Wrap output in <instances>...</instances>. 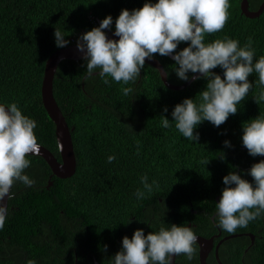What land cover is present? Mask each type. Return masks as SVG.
<instances>
[{
  "label": "trees",
  "instance_id": "1",
  "mask_svg": "<svg viewBox=\"0 0 264 264\" xmlns=\"http://www.w3.org/2000/svg\"><path fill=\"white\" fill-rule=\"evenodd\" d=\"M248 1L251 11H257L264 2ZM241 2L230 0L227 23L219 32L206 34L205 42L229 36L243 46L251 38L254 59H258L264 55V12L258 18H248L240 11ZM144 3L0 0V103L16 101L25 115L36 119L38 144L58 159L56 126L42 99L48 58L72 45L77 35L96 27L108 15L113 17L114 30V20L122 9L139 8ZM55 28L70 41L65 47H57ZM187 43L181 42L176 51ZM154 56L167 70L169 82H187L177 77L175 61L169 56ZM58 68L53 91L73 129L77 171L69 179H51L48 163L40 156H28L32 163L25 172L36 184L13 185L15 196L9 201V217L0 230V264H26L28 259H35L37 264H112L111 257L121 249L125 235L131 238L137 228H143L147 235L172 223L188 224L196 235L205 238L221 233L215 244L226 236L252 233L254 243L246 236L225 241L220 259L223 264H264V215L235 232L222 230L214 221L223 177L236 171L251 181L247 170L264 159L251 156L241 139L243 123L264 114V101L258 104L254 98L264 87L258 83L257 73L250 74L253 88L238 105L237 113L230 114L219 127L207 120L201 122L194 130L200 134L199 141L194 142L183 137L174 122L164 128L161 120L162 115L172 120V109L184 98L198 101L205 79L174 91L147 63L137 80L127 85L111 77L108 84L98 75L88 77L84 59L64 60ZM212 71L222 75L219 67ZM123 87H131L133 92L125 95ZM165 106L167 113L163 111ZM226 139L231 147L225 146ZM109 155L116 157L110 163ZM144 175L149 183L156 181L152 192L143 189ZM49 181L53 182L51 186ZM137 189L145 191L143 199H137ZM194 247L191 260L180 254L176 264H200L199 246L195 243ZM208 264H219L215 251L209 255Z\"/></svg>",
  "mask_w": 264,
  "mask_h": 264
},
{
  "label": "clouds",
  "instance_id": "2",
  "mask_svg": "<svg viewBox=\"0 0 264 264\" xmlns=\"http://www.w3.org/2000/svg\"><path fill=\"white\" fill-rule=\"evenodd\" d=\"M230 7V0H145L142 7L121 10L113 32L118 39L109 38L105 32L113 27V17L108 15L99 26L82 33L76 46L83 53L87 76L98 75L105 84L110 83L108 77L125 85L135 82L146 58L152 60L154 54L171 56L174 71L181 80L205 79L207 83L198 101L184 98L172 109V120L164 115L161 120L162 127L169 128L174 122L183 137L198 142L200 134L194 130L201 122L207 120L219 127L230 114L237 113L238 105L253 88L250 74L257 73L258 83L264 86V55L254 59L251 38L243 46L229 36L205 42L206 34L224 28ZM54 36L57 47L70 43L59 28H55ZM181 42H188L187 46L176 51ZM217 67L222 75L212 71ZM122 91L128 95L133 89L123 87ZM254 98L258 104L264 101V87ZM163 111L167 113L168 107ZM37 126V120L25 115L18 102L0 103V230L9 217L8 201L15 196L13 185L36 184L25 169L32 163L28 156L40 151ZM241 139L251 156H264V114L243 123ZM224 144L232 146L227 139ZM115 158L109 155L108 162ZM247 175L253 179L249 181L236 171L223 177L224 187L214 217L222 230L235 232L264 215V159L253 163ZM141 182L148 192L156 184V181L149 183L147 175L141 177ZM144 190L137 189V199L145 197ZM196 242L197 235L188 224L161 225L158 231L147 235L143 228H137L131 238L127 235L122 238L121 249L111 257L112 264H173V257L180 254L191 260ZM26 264L37 261L28 259Z\"/></svg>",
  "mask_w": 264,
  "mask_h": 264
},
{
  "label": "water",
  "instance_id": "3",
  "mask_svg": "<svg viewBox=\"0 0 264 264\" xmlns=\"http://www.w3.org/2000/svg\"><path fill=\"white\" fill-rule=\"evenodd\" d=\"M241 11L242 14H244L248 18H258L260 17L264 12V2L261 4L259 9L257 11H251L249 6L248 0H242L241 2ZM105 32L109 36V38L118 39V37H114L113 32L114 30L105 29ZM171 59L172 57L169 56ZM64 60H83V53L78 50L76 44L70 45L67 48L60 49L53 53L47 60L44 70V77H43V84H42V99L44 107L51 118V120L54 122L56 126V138L57 143L59 147V152L61 155V158L58 159L52 151H50L47 147L40 145V151L38 154H30L31 156H40L42 157L49 165L52 175L50 178L57 177L60 179H69L73 177L77 171V158L75 154L74 144L72 140V130L67 121L66 117L64 116L63 112L61 111L53 91V84H54V78L55 74L57 72V69L61 62ZM173 60V59H172ZM147 64L153 66L155 69H157L160 73L161 79L166 87H168L171 90L174 91H180L186 89L192 82H194L197 79H189L187 82L176 85L168 80V74L165 73V68L162 65V63L154 58L152 60H149L146 58ZM196 75H199L197 73ZM94 76H96L94 74ZM53 184L52 181H49V185L51 186ZM7 199V198H5ZM9 202V201H8ZM9 205V204H8ZM250 237L252 240V243L255 241V237L251 233L247 234H234L231 236H226L222 238L215 247V241L216 239L221 237V233L217 234L211 238H205L200 235H197V244L199 246V261L200 264H208V258L210 253L215 250L216 258L219 262V264H222L219 258V248L220 246L230 239H234L237 237ZM248 251V250H246ZM177 256L173 257V264H176Z\"/></svg>",
  "mask_w": 264,
  "mask_h": 264
},
{
  "label": "bare ground",
  "instance_id": "4",
  "mask_svg": "<svg viewBox=\"0 0 264 264\" xmlns=\"http://www.w3.org/2000/svg\"><path fill=\"white\" fill-rule=\"evenodd\" d=\"M254 5H255V4H254ZM253 7H254V6H253ZM240 11H241V10H240ZM114 21H115V20H114ZM92 23H93V22H92ZM88 29H89V28H88ZM58 69H59V68H58ZM68 76H69V75H68ZM87 80H88V79H87ZM200 80H201V79H200ZM54 81H55V80H54ZM54 85H55V84H54ZM107 87H108V86H107ZM87 88H88V87H87ZM85 89H86V88H85ZM104 92H105V91H104ZM104 92H103V93H104ZM55 94H56V93H55ZM78 94H79V92H78ZM99 95H100V94H99ZM55 98H56V97H55ZM106 98H107V97H106ZM97 99H98V98H97ZM58 101H59V100H58ZM21 104H22V103H21ZM61 108H62V107H61ZM96 111H97V110H96ZM104 111H105V110H104ZM102 112H103V111H102ZM108 112H109V111H108ZM104 114H105V113H104ZM110 114H111V113H110ZM108 117H109V116H108ZM136 118H137V117H136ZM148 130H149V129H148ZM143 135H144V134H143ZM144 140H145V139H144ZM177 157H178V156H177ZM177 161H178V160H177ZM172 162H173V161H172ZM188 166H189V165H188ZM188 166H187V167H188ZM183 169H184V167H183ZM180 172H181V171H180ZM162 177H163V176H162ZM210 200H211V199H210ZM205 201H206V200H205ZM207 201H208V200H207ZM200 203H201V202H200ZM200 203H199V204H200ZM214 203H215V202H214ZM162 204H163V203H162ZM205 204H206V203H205ZM207 204H208V203H207ZM207 208H208V207H207ZM214 209H215V208H214ZM155 210H156V209H155ZM208 212H209V211H208ZM196 216H197V215H196ZM205 218H206V217H205ZM165 220H166V219H165ZM212 221H213V220H212ZM194 222H195V221H194ZM258 222H259V221H258ZM176 224H177V223H176ZM181 224H182V223H181ZM259 224H260V223H259ZM197 225H198V224H197ZM263 228H264V227H263ZM224 232H225V231H224ZM238 232H239V231H238ZM205 237H206V236H205ZM221 246H222V245H221ZM221 246H220V247H221ZM215 247H216V244H215ZM228 247H229V246H228ZM252 247H253V246H252ZM233 248H234V247H233ZM215 250H216V248L213 249V251H215ZM219 251H220V248H219ZM211 253H212V252H211ZM211 253H210V254H211ZM262 253H263V252H262ZM237 256H238V255H237ZM262 257H264V256L262 255ZM219 258H220V255H219ZM230 259L232 260V258H230ZM234 259H235V257H234ZM260 260H261V259H260ZM263 260H264V259H263ZM263 260H262V261H263ZM217 261H218V260H217ZM220 261H221V259H220ZM233 261H234V260H233ZM240 261H241V260H240ZM256 261H257V260H256ZM251 262H252V261H251ZM253 262H254V261H253ZM253 262H252V263H253ZM221 263H222V261H221ZM239 263H240V262H239ZM222 264H223V263H222ZM232 264H233V263H232Z\"/></svg>",
  "mask_w": 264,
  "mask_h": 264
},
{
  "label": "rangeland",
  "instance_id": "5",
  "mask_svg": "<svg viewBox=\"0 0 264 264\" xmlns=\"http://www.w3.org/2000/svg\"><path fill=\"white\" fill-rule=\"evenodd\" d=\"M80 35H78V37H79ZM78 37L75 39V40H73L72 42H71V44L72 45H75V44H77V39H78ZM8 204H9V202H8ZM247 234V233H246ZM252 234V233H251Z\"/></svg>",
  "mask_w": 264,
  "mask_h": 264
},
{
  "label": "built area",
  "instance_id": "6",
  "mask_svg": "<svg viewBox=\"0 0 264 264\" xmlns=\"http://www.w3.org/2000/svg\"><path fill=\"white\" fill-rule=\"evenodd\" d=\"M97 26H99V24H97L96 27H97ZM77 37H78V35L76 36V38H77ZM76 38H75V39H76ZM75 39H74V40H75Z\"/></svg>",
  "mask_w": 264,
  "mask_h": 264
},
{
  "label": "flooded vegetation",
  "instance_id": "7",
  "mask_svg": "<svg viewBox=\"0 0 264 264\" xmlns=\"http://www.w3.org/2000/svg\"><path fill=\"white\" fill-rule=\"evenodd\" d=\"M217 245V244H216ZM213 252V251H212ZM217 259V258H216Z\"/></svg>",
  "mask_w": 264,
  "mask_h": 264
}]
</instances>
